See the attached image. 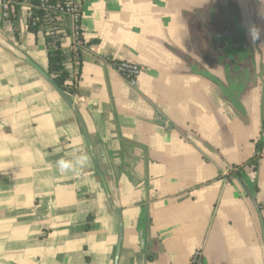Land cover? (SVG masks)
<instances>
[{
    "label": "crops",
    "instance_id": "0c3cea01",
    "mask_svg": "<svg viewBox=\"0 0 264 264\" xmlns=\"http://www.w3.org/2000/svg\"><path fill=\"white\" fill-rule=\"evenodd\" d=\"M77 1L72 105L27 5L0 21V264H114L117 216V264H264V0Z\"/></svg>",
    "mask_w": 264,
    "mask_h": 264
},
{
    "label": "built area",
    "instance_id": "2783aa9c",
    "mask_svg": "<svg viewBox=\"0 0 264 264\" xmlns=\"http://www.w3.org/2000/svg\"><path fill=\"white\" fill-rule=\"evenodd\" d=\"M22 4H26L27 8L43 12L40 18L34 15L31 16V13L27 11L25 24L37 28V31L44 32L51 45L59 43L62 37L69 35L71 38V52H78L83 46L80 4L77 0H0V21H10L8 16L15 14V6L21 7ZM66 27H69V34ZM63 51L69 55V52L65 49ZM112 65L118 74L131 82H134L136 76L144 69L142 66L128 60L119 61ZM201 259V252L197 250L193 253L189 264H201Z\"/></svg>",
    "mask_w": 264,
    "mask_h": 264
},
{
    "label": "trees",
    "instance_id": "16d2710c",
    "mask_svg": "<svg viewBox=\"0 0 264 264\" xmlns=\"http://www.w3.org/2000/svg\"><path fill=\"white\" fill-rule=\"evenodd\" d=\"M20 6H15V14L18 13ZM27 11L31 13V16H38L42 17L43 12L41 10L37 9H31L27 8ZM8 16V20H11L14 16ZM29 29L33 31H37V28L32 27L31 25H28ZM47 43V60H48V74L52 78V80L55 82V84L65 93L67 94H73L75 92L74 90V83H70L68 81L69 74L66 71L65 67V61L68 57V55L63 51L62 47L59 43H55L54 45H51L49 43V39L46 38ZM261 145L259 142L256 144V153L253 158L248 160L246 162V165H252L254 169H257L259 164V159L261 157ZM235 175H238V172L234 173Z\"/></svg>",
    "mask_w": 264,
    "mask_h": 264
},
{
    "label": "water",
    "instance_id": "95a60500",
    "mask_svg": "<svg viewBox=\"0 0 264 264\" xmlns=\"http://www.w3.org/2000/svg\"><path fill=\"white\" fill-rule=\"evenodd\" d=\"M30 62V61H29ZM30 64L47 80V82L60 94V96L69 104L72 105L71 100L63 93V91L55 84V82L52 80V78H50L48 76V74H46L43 70H41L37 65H35L34 63L30 62ZM74 110L77 114V116L80 118L79 113L77 112L76 108L74 107ZM118 217L119 220V236H118V244H117V248H116V253H115V258H114V264L118 263V258H119V251H120V242L122 239V228H121V221H120V217ZM142 235L143 232L139 233L140 236V242H141V247H143V239H142Z\"/></svg>",
    "mask_w": 264,
    "mask_h": 264
},
{
    "label": "clouds",
    "instance_id": "9594fccd",
    "mask_svg": "<svg viewBox=\"0 0 264 264\" xmlns=\"http://www.w3.org/2000/svg\"><path fill=\"white\" fill-rule=\"evenodd\" d=\"M261 19H264V15L261 16ZM245 28H246L248 35H249V38L253 44H256L257 41L264 43V26L257 25L253 22H247L245 24ZM81 162H83V161H81ZM59 166H60L61 170H64V169H67L70 167V165L63 160H61L59 162Z\"/></svg>",
    "mask_w": 264,
    "mask_h": 264
},
{
    "label": "rangeland",
    "instance_id": "374dc122",
    "mask_svg": "<svg viewBox=\"0 0 264 264\" xmlns=\"http://www.w3.org/2000/svg\"><path fill=\"white\" fill-rule=\"evenodd\" d=\"M236 87H237V86H234L233 89L236 88Z\"/></svg>",
    "mask_w": 264,
    "mask_h": 264
}]
</instances>
